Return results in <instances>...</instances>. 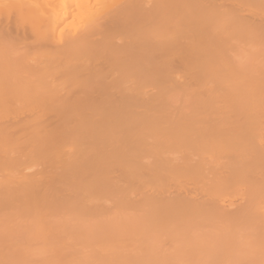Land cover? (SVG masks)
I'll list each match as a JSON object with an SVG mask.
<instances>
[{"label": "bare ground", "instance_id": "bare-ground-1", "mask_svg": "<svg viewBox=\"0 0 264 264\" xmlns=\"http://www.w3.org/2000/svg\"><path fill=\"white\" fill-rule=\"evenodd\" d=\"M0 264H264V0H0Z\"/></svg>", "mask_w": 264, "mask_h": 264}]
</instances>
